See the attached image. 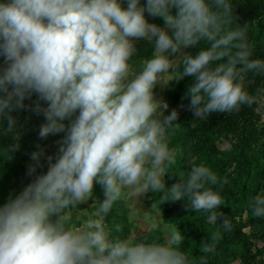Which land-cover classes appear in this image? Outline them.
<instances>
[{"label":"clouds","instance_id":"9594fccd","mask_svg":"<svg viewBox=\"0 0 264 264\" xmlns=\"http://www.w3.org/2000/svg\"><path fill=\"white\" fill-rule=\"evenodd\" d=\"M234 19L231 0H0V127L15 131L13 112L35 94L32 110L45 118L38 136L64 133L46 171L36 173L43 167L37 147L27 169L36 174L0 203V264H194L175 228L165 242L110 236L103 221L125 190L183 198L209 224L232 229L213 187L226 176L193 163L165 185L176 155L165 128L178 111L164 114L168 103L154 97L153 87L170 72L190 76L184 96L197 118L252 105L255 96L241 80L264 74V59L253 57L247 25ZM141 38L152 52L133 71ZM94 183L103 199L79 226L70 224L67 210L86 201ZM248 206L264 217V193ZM219 228L201 242L197 264L214 252Z\"/></svg>","mask_w":264,"mask_h":264},{"label":"trees","instance_id":"16d2710c","mask_svg":"<svg viewBox=\"0 0 264 264\" xmlns=\"http://www.w3.org/2000/svg\"><path fill=\"white\" fill-rule=\"evenodd\" d=\"M231 3L234 24L247 25L246 35L253 57L264 59V0H231ZM148 19L157 24L163 23L160 17L149 16ZM136 46L138 51L133 58V71L139 70L152 52L151 45L143 38L136 42ZM198 47L190 46L184 51L195 52ZM190 83V76L181 79L173 77L163 90L162 99L168 103L165 114L174 107L178 111L174 124L165 128L164 139L176 150V155L175 163L166 166L168 172L164 174V182L166 186L175 182L179 179L177 173H186L193 163H204L218 177L226 176L227 183L213 187L220 191L224 204L218 207L230 219L232 229L223 231L219 228V221L215 225L209 224L206 213L191 210L183 198L164 200L161 192L150 189L149 199L161 215L156 226L139 231L122 197L105 216V229L111 237L165 242L168 232L163 224L173 226L185 237L182 248L197 264L202 255L201 242L207 241L210 233L219 228L221 238L214 252L206 254L204 264H264V217L253 216L248 206L251 196L264 193V74H243L242 86L255 96L252 105H241L238 110L213 112L199 118L193 117L188 107L189 97L184 96ZM155 91L153 87V93ZM35 99V94L26 98V107L13 112L17 121L15 131L9 132L0 127V203L7 199L9 193L19 191L36 173L46 171V157L52 154L55 159L58 141L64 135L58 132L43 138L38 136L45 118L42 113L32 110ZM67 123L68 119L65 120ZM37 147L43 149V167H38L36 173L29 175L28 166L35 163L31 153ZM92 196L89 202L84 201L67 210L70 224L79 226L92 215L97 200H102L104 196L101 185L94 183Z\"/></svg>","mask_w":264,"mask_h":264},{"label":"rangeland","instance_id":"374dc122","mask_svg":"<svg viewBox=\"0 0 264 264\" xmlns=\"http://www.w3.org/2000/svg\"><path fill=\"white\" fill-rule=\"evenodd\" d=\"M174 74L175 72L166 74L165 82H157L154 85L156 89L154 93L155 98L162 99L163 90L168 82L174 77ZM91 197L93 196L90 195L85 202H89ZM123 197L126 206L130 211V218L133 220L139 231H145L147 229L153 228L158 222H160V211L154 206L153 202L150 201L148 191L140 194L139 196L131 190H125V194L123 195ZM163 228L166 232H168L174 227L163 224Z\"/></svg>","mask_w":264,"mask_h":264}]
</instances>
